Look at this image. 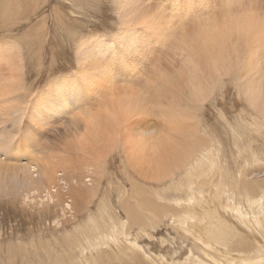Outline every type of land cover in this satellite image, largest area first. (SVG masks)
Masks as SVG:
<instances>
[{"label":"bare ground","instance_id":"obj_1","mask_svg":"<svg viewBox=\"0 0 264 264\" xmlns=\"http://www.w3.org/2000/svg\"><path fill=\"white\" fill-rule=\"evenodd\" d=\"M33 1L34 0H32V2ZM168 1L169 3L172 2V0ZM151 2L152 1H149V4ZM155 2V4L147 6L148 3H146V0H113L115 11L119 16V31L111 37L89 36L82 38L78 42V70L74 71L72 76L68 74L65 77L72 78L76 76L80 84L76 85L71 83L75 80L74 77L66 81L59 78L56 81L58 84L56 90L50 86H46L45 93L49 95L47 112L50 114V117L48 120L43 121L45 122L44 124H40L38 127L46 128V126L52 124V118L70 115V113L72 114V107L74 105L75 107L78 106V104L82 103L85 100L84 98H86H83L86 94L82 95L83 92L81 88H83V83H89L88 80L99 78L100 80H98L104 87L102 86L103 88H100L101 93L98 92L101 100L97 99L99 95L95 98L99 100V102H103L102 104L99 103L102 107L104 106L103 114L102 112H95V114L97 113L96 115H89L87 111H85L86 113L83 112V108L78 109H82L78 114L81 121H83V114L86 115L84 117L87 118H84L86 121H83L85 132L80 135L82 136L81 140L85 139V141H89V139L93 137L91 136L92 132L100 129L101 127H99V125L102 122L108 130L110 129V131L117 132L121 126L126 125L128 122H131V120L133 121V119L135 120V118L140 115L149 118V116L153 117L154 114L159 113L156 115H159L158 118L162 120L156 119L155 116V118H153L159 122L163 121L164 124L161 123L160 125L166 127L162 128L159 125L161 128H158L160 131L158 136L153 139L145 137L149 140L143 138V140L140 141L139 137L137 139L134 137L133 139L127 136L129 139L128 141L124 140L125 143L122 141L123 137H120L123 142L121 144H124V146H128L129 144L127 154L128 158L131 157L129 158L130 162H136L134 165L136 164L137 167L138 165L146 166L142 167L146 172L148 171V175H143L145 179L156 181L165 180L166 178H171L185 172L183 179L177 180L175 184H172L162 191H155L158 202L162 200L163 203L165 202V206H161L157 201L155 202L153 200L151 202L145 201L146 199H144L145 202H143V205L146 203V205H144L147 207L146 209L140 205L142 200H138L139 198L137 199V193H135L134 190L133 194L126 195L125 198L123 195L119 194V204L122 213L127 219L121 217L115 209L116 207H114L111 200V193L110 196H104L98 206V213L94 216H90L88 222L74 227L72 232H67L68 234L65 235L66 241H72V246L67 249L64 242V245H62L63 243L61 244V251L59 246V248L57 246L56 248L54 246L55 244H52L53 241L57 242L56 239L47 243L46 250L49 255L38 254L39 258L44 260V264H264V189L260 195H257L262 199L256 200L254 199V195H256L255 193L259 190V187L256 189L254 185L257 182L248 179L246 172H248L249 169H247L246 172H244V170L241 171L238 177H236L239 170L234 173L233 170V172H228L229 168L225 166L217 169L210 166V160L207 159L203 153L205 151L203 148V140L206 139L207 141V137L204 133L200 132V121L197 115V109L203 106V104H205V102L217 91V88L222 85V78L233 72H238L240 76L239 83L241 88H243V93L248 98L249 105L253 107L258 115L263 117V119L257 116L254 117L253 120L256 125L255 132L263 130L261 125H264V11L257 9L251 12H236L234 8H232L233 4L226 3L225 5L228 6L222 7L223 14H220V16H217L216 13L211 10L210 6L206 8L200 7L198 10H189L185 13L178 10L175 13L173 10L170 11L167 8V1H164L163 4L160 0H156ZM175 2L178 3L180 0H175ZM187 2L193 5L204 4V0H187ZM11 5L17 6V3H14L13 0H0V18L2 23H6L10 20L8 10ZM173 7L178 9L176 6ZM219 11L221 12V10ZM182 14L183 17H180ZM189 18H193L195 28L192 26V19L189 20ZM37 33L38 30L36 34ZM39 33L37 35H39ZM36 34L34 35L36 36ZM40 35H42V33ZM155 39L169 43L175 42L176 44H174L181 50L180 55L181 53L186 54L181 56L183 57L182 60L176 63L178 66H175V64H169V66L156 64L152 65L150 68L142 67L143 70L139 71L138 66H144L143 62L145 61V56L143 54L145 48H151L152 41ZM29 40L28 37H24L22 40L5 42V44L0 45V58L6 61L5 63L10 70V76L6 74L8 78H5L6 76L4 77L5 81L4 79L3 81L5 86L3 90L0 91V94L7 99V105L10 103L9 96H15L17 99H25L22 94L25 95L24 93L28 91L26 77L23 72L25 61L24 51L28 46L25 41H35L32 39ZM145 52L147 53V51ZM130 59H132V61ZM135 63L136 67L134 71L136 72L137 69L138 71L133 76L130 75L131 77L129 78V75L126 74L129 65L131 66ZM2 65L4 66V64ZM139 79L143 82H140ZM98 80L92 81L88 85L85 84L90 87L97 84ZM3 81H0V84L3 83ZM119 82H123V84L127 85L126 87L129 86V89L123 85L125 88L119 92L115 88ZM86 85L84 86L86 87ZM119 86L118 84V87ZM89 89L91 88H87V90ZM95 89L97 91L96 87ZM89 91L91 92L92 90ZM242 91L239 92L241 93ZM17 93L19 94L15 95ZM93 94L95 95V93H92L91 96L94 97ZM93 99L94 98H92V101ZM45 102V99H39L38 106L40 108L43 107ZM6 104H4L3 107L0 106V112L3 115L9 113H2V110L4 111V109L7 108ZM190 104H192L193 107H191L192 105ZM17 109L18 110H14L15 114L19 110L22 113L21 108ZM155 110L157 112H155ZM42 112L43 111H39L35 114L36 118H32L31 122H38L39 124V121H42ZM75 113L77 114L78 112ZM17 117L21 119L17 120ZM17 117H15L17 124L16 129L21 132L25 122L22 116ZM104 117H106L107 120L104 121ZM128 126L127 124V127ZM127 127L125 128L124 126V130L128 129ZM161 129L166 131L163 132L164 130L162 131ZM7 131H9V129ZM117 133H115V135H117ZM238 133L234 134V139L237 142L236 144H242L243 147L240 149H243L245 151L244 155H246L248 154L247 151L251 143L248 139V142H246L245 137H243V139L238 138ZM120 138L116 137V139L112 141L114 143H111L109 140L104 141L110 145H103L102 148L105 149L106 147L107 150L110 151L109 153H111L117 144H120V142L118 143ZM21 139H24V137ZM102 139H100V141L98 139V145H102ZM21 141V147L16 153L25 155L27 150L23 148L24 140ZM208 141L207 144H209ZM238 141L241 143H238ZM16 143H18V141ZM220 145L222 146L223 143ZM216 148H218L217 145ZM199 151L202 154L200 158L204 157L207 161H202L204 160L203 158L202 160L197 159L199 157L197 156ZM206 151H208V149ZM1 152L3 153V151ZM253 154L255 153L253 152ZM238 155H242V153ZM5 156V158H2L0 155L1 181L3 179L6 180L8 172L15 171V173L20 172L21 174L28 175L37 173L36 176H34V174L32 175L37 184L36 186L34 185L32 191H40L41 187L45 190H51L53 186L56 187V171L52 166L50 168L49 162L46 163L47 165L42 166V168L39 167L40 169L38 171L32 172L25 171V169L23 170L21 166H19L18 161H13L8 155ZM17 156L16 159L18 160L21 156ZM219 159L220 158H218V160ZM253 159L255 160L254 157ZM255 162L258 161L255 160ZM132 163H130V165ZM246 163L248 164V162ZM136 166L133 168H136ZM248 166H250V163L245 166V168ZM130 167L131 166H129V168ZM152 168H154L155 173L151 172ZM217 171H220L221 174L220 184H217L216 181L214 182L216 185L214 187L218 190L217 193L224 197H232L230 195L236 196L237 198L241 197V199L245 201V206H243L241 200L229 203L230 199L227 198L228 206L226 210L224 209L223 211L224 216L229 220L223 217L222 214L220 215V213L216 212L211 221L207 222V220L205 221L206 224L203 225L205 222H202V218L198 219L200 216H198V214L196 215L194 210L196 206L200 205L205 199V195L202 191L203 187L200 188L199 185L198 189H200L198 192L197 186L195 187L194 185L203 178L207 177L208 180H210L216 177ZM66 175L69 176L72 181L75 179L74 172H70L69 175L66 173ZM85 181L86 177H81L80 189L75 187L69 190L71 201L64 204H67V207H69L72 212L74 211V218H77V215L80 214L79 212L83 209L81 206L79 207V204L75 207L73 198L76 199L77 196L80 195V198L83 200L90 197L93 199L100 190L98 185H94L93 183L89 185ZM202 182H204V180ZM97 184H99V182H97ZM184 186L187 187V191H189V198H187L186 201L180 199L182 197L168 198V196L172 194L170 192L171 190L179 192ZM219 186H221V189ZM247 205L248 208H245ZM4 206L0 204V209H3L4 218L9 220L8 216L11 210L10 208L6 209ZM137 208L141 209V211L147 210V214L151 215V217H143L144 225L138 224L142 223V220L139 219ZM164 208L165 210H163ZM176 208H182L183 210L176 212ZM151 209H153L154 212H152ZM19 212L17 211V213ZM44 213H47V215L48 213L52 214L53 209L51 212H48L47 209L43 211L41 215ZM20 214L22 213L20 212ZM162 214H168L169 218H172L171 224L174 228L179 229V231L182 230V233L186 235L185 238L179 241V245L174 239L173 241L170 239L168 242L163 239L160 246H156L155 249H153L154 247L152 246H150V248H148L149 246H142L141 243L146 241L147 238L148 240L154 238H151V235L156 231L157 226H161L159 223L165 218H159L158 215ZM11 215L15 218L18 216L16 213ZM177 215L183 216L178 217ZM43 217L45 218L46 216ZM145 219L147 222H145ZM208 225L209 227L206 229ZM197 226L201 227L200 230L197 229ZM135 227H140V229H135ZM204 228L208 230L205 238L203 234ZM228 228L229 231H227ZM42 229H38V235L41 237L44 235ZM136 230L138 231L136 232ZM38 231L36 230V232ZM21 232H19V234ZM33 233L34 232H32V235ZM236 237H241L242 239L239 241V245L238 242H236L235 246L239 251L245 254L244 257L231 256L232 252L229 251L228 246H230L229 244L232 240L234 241ZM247 237L249 240L251 239L255 245L252 246V244H250L251 242L248 243L243 241ZM18 239L21 238L18 237ZM43 239L44 238H41V240ZM166 239L168 240V238ZM167 244L170 245V248L165 251L164 247H166ZM206 244L207 246L204 247ZM217 246H222L224 248L222 249ZM40 248V245L34 242L33 249L31 251L29 250L27 255L21 257L23 262L26 263V257H32L31 254L33 251L39 250ZM78 248H82V250H80L82 257H79L80 253L77 252ZM104 248L110 249L109 253L113 250L114 252L112 251L111 253L113 256L108 255L107 250ZM118 251L121 253L120 258L122 262L116 263L119 256ZM228 251L230 255H228ZM102 255L106 257V260H101ZM33 261L34 260H32V262Z\"/></svg>","mask_w":264,"mask_h":264},{"label":"rangeland","instance_id":"obj_2","mask_svg":"<svg viewBox=\"0 0 264 264\" xmlns=\"http://www.w3.org/2000/svg\"><path fill=\"white\" fill-rule=\"evenodd\" d=\"M149 1L152 2L149 4ZM155 1L156 0H146V3H148L147 6L155 4ZM160 1L162 4L164 1H167V8L170 11L173 10L175 13L178 10L183 11L185 13L189 10H198L200 9V7L206 8L207 6H210L211 10L215 12L217 16H220V14H223L222 7L228 6L225 5L226 3L233 4L232 8H234L236 12H251L257 9L264 11V0H204V4L201 5H193L192 3H188L187 0H180V2L178 3L175 2V0H172L171 3H169L168 0ZM13 2L17 3V6L11 5L9 7L8 15H10V20L6 23H2V20L0 18V43L2 42L0 45L5 44V42H14V40L19 41L22 40L24 37H28L30 40L32 39L35 41H25L28 44L24 51L25 61L23 68L28 89V91L24 93L25 95L22 94L25 99H17L15 96H9L10 103L7 105V99L4 98L2 94H0V106L3 107L4 104H6L7 106L4 111L2 110V113L9 112L8 114L6 113V115L1 114L0 112V152L3 151V153L1 152L0 155L2 158H5V155H8L9 158L13 159V161H18L19 166H21L23 170L25 169V171H38L40 168H42V166L47 165L46 163L49 162L48 164L50 165V168L52 166V168L56 171V187L53 186L51 190H45L43 187H41L42 189L40 188V191H32L34 189V185H37L36 180L34 179V176H36L37 173H33L34 176H32L33 174H21L20 172L15 173V171H13L7 173L8 175L6 176V180L3 179L1 181L0 179V204L2 206L6 205L4 207H6V209L10 208L11 210L8 216L9 220H6L4 218V213L2 212L3 209H0V264L25 263L23 262L21 257L27 255L29 250L31 251L33 249L34 242H37L41 248L39 250H34L31 254L32 257H26L25 264H44V260H41L38 254L49 255L46 250L47 243L56 239L57 242L53 241L52 244H55V247L59 246L60 248H58L60 250L61 246L64 245V242L67 249L72 246V241H66L65 235L68 234L67 232H72L74 227L80 226L81 224L83 225L85 222H88V218L90 216L96 215L98 213V206L100 205V202L102 198H104V196H110L111 193V200L113 202L114 207H116L115 209L118 211L121 217L127 219L126 216L122 213V209L119 204L120 195H123L125 198L126 195H131L135 191V193H137V199L139 198L138 200H142V202H140V205L142 207L147 209V207L144 206L146 205V203L143 205V202H152L153 200L155 202L157 201V203L161 206H165V202L163 203L162 200H159L158 202V197L155 191H162L165 188L170 187L172 184H175L177 180L183 179L185 172H182L179 175L177 174V176L171 178H166L165 180L156 181L152 179H145L143 175H148V171L146 172V170L142 167L146 166L138 165V168L136 164L134 165V163L136 162H130L129 158L131 157L128 158L127 154V148L129 144L126 143L128 144V146H124V144H121L123 143L122 141H128L129 138L134 139V137H136L137 139L139 137L140 141L143 140V138L145 140H149L146 138L150 137V139H153L158 136L160 133L159 129L161 127H166L160 125L161 123L164 124L163 121L159 122L158 120L154 119L156 117V119L162 120L158 118L159 115H156L159 113L154 114V118L152 116H149V118H145V116L140 115L136 117L137 119L135 118V120L133 119V121L131 120V122H128V127L127 124L124 125L125 128L127 127L128 129L124 130V126H121L119 131H117L118 133L110 131V129L108 130L102 122L99 125V127H101L102 129L100 128L92 132L91 136L93 137H91L89 141H85V139L81 140L82 136L80 135L85 132V126L83 125V121H86L84 120V118H86L84 116L86 115L83 114V121H81L78 114L79 111H81L82 109H78L83 108V112L87 111L89 115H96L99 112H102L103 114L104 106L102 107V105L99 104L101 103V101L99 102V100H101L99 93H101L100 88H103L104 86L99 81V78L88 80V82L90 83L99 79L97 84H94L90 87L87 86L89 83L85 82L87 85L83 83V88H81L83 92L82 95L86 94L87 96H83V98H86H84L85 100L82 103L78 104V106H71L73 116L69 112L70 115L58 116L55 117L56 119L52 118V124H49V126H46V128L38 127V125L44 124L45 122L43 121L48 120L50 117V114H48L47 112V108L49 106V95L45 93L46 86H50L56 90L58 85L56 81L59 78L64 79V81H66L68 79H73L74 77L75 80L71 83H74L76 85L80 84L76 76H73L72 78L65 77L68 74L72 76L74 71L78 70V42L82 38L89 36L111 37L119 31V16L115 11L113 0H34L33 2L32 0H13ZM173 6H176L178 9H175ZM219 10H221V12ZM183 14L180 17H183ZM11 19L14 21H12ZM189 20L192 21V26L193 28H195V24H193V18H189ZM37 30L38 33L40 32L39 35H37L38 33L36 34ZM41 33L42 35H40ZM34 34H36V36ZM33 37L37 39H34ZM174 43L175 42L169 43L157 39L153 40L151 48H145V51H147V53L144 51L143 54L145 56V61L143 62L144 66H138L139 71L143 70L142 67L150 68L152 65L156 64L162 66H169V64H175V66H178L176 63L181 61L183 58L181 56H184L186 53H181L180 55L181 50H179L177 45H175L176 43ZM130 60L132 61V59ZM5 62L6 61L0 58V70L2 69L0 71V81H3V79L5 81V78H8L6 74L10 76L9 67ZM2 64H4L6 68ZM132 65H129L128 72L126 73L127 75H129V78L138 71V69L136 72L134 71L136 63ZM239 78L240 76L238 72H233L232 74L222 78V85H220L221 87L219 86L217 88V91L209 98V100L206 101L203 106L199 107V109H197V115L200 121V132L206 135L207 141L209 140V144H207L206 139L203 140V148L205 149L203 153L206 158L210 160V166L215 169L225 166L229 168V170L227 169L228 172L234 171V173H236L237 170H239L236 174V177H238L241 171L244 170V172H246L247 169H249L248 172H246V175L251 181L257 182L254 186L256 187V189H258L259 187V190L255 193L256 195H254V199L259 200L261 197L257 195H260L264 189V125H261L263 127V130L260 129L261 131L255 132L256 125L253 119L256 116L261 119H263V117L258 115V113L254 111L253 107L249 105L248 98L243 93V88H241V85L239 83ZM4 81L0 84V91L3 90L5 86ZM139 81L143 82L140 79ZM52 82L56 84H53ZM118 84L120 85L119 87ZM118 84L115 88L119 92H121V90L127 86L123 84V82H119ZM84 85H86V87ZM95 87L97 88V91ZM87 88H91L89 90L92 91L90 92L89 90H87ZM239 91L242 92L240 93ZM92 93H95V95L93 94L94 97L91 96ZM18 94L19 93L15 95ZM96 96H98L97 99L99 100L95 98ZM92 98H94L93 101ZM39 99L46 100L43 107L41 108L38 106ZM191 107H193V105ZM17 108H21L22 113L19 110L17 111L16 115L14 110H18ZM39 111H43V117L41 119L42 121H39V124L38 122H31V119L36 118L35 114H37ZM75 112L78 113L76 114ZM95 112L97 113L95 114ZM155 112L157 111L155 110ZM17 116H22L25 122L23 128L21 129V132L16 129L17 124L15 117ZM17 118V120L21 119L20 117ZM103 120L105 121L107 120V118L104 117ZM6 127L9 129V131H7L8 129ZM161 130L163 131L164 129ZM165 131L166 130H164L163 132ZM115 133H117V135H115ZM236 133H238V138L243 139V137H245L246 142H248V140L250 141L251 144L249 145V150L247 151L250 155H244L245 151L243 149H240L241 147H243L242 144H236L237 142L234 139V134ZM9 135L10 137H12L10 138ZM22 137H24V139H21ZM116 137L123 138L122 141L120 138V140L118 141V143L120 142V144H117V146L112 150L113 153L112 151L111 153H109L110 151L107 150L106 147L105 149L102 148L103 145H110L104 141L109 140L111 141V143H114L112 141L116 139ZM98 139L99 141L100 139H102V145H98ZM21 140H24L23 148L27 150V153L25 155L16 153L21 147ZM17 141L18 143H16ZM222 143L223 145L221 146L220 144ZM238 143L241 142L238 141ZM214 144H216L218 148H216V145ZM207 149L208 151H206ZM252 151L255 154H253ZM240 153H242V155H238ZM17 155L21 156L18 158V160L16 159L18 157ZM200 155L202 156L201 152L199 151V153L197 154V156L199 157L197 159L202 160L203 158L204 160L202 161H207L204 157L200 158ZM253 157L258 162H255ZM257 157L259 160L257 159ZM218 158L220 159L218 160ZM246 162H248V164L250 163V166L245 168V166L248 165ZM130 163L132 164L130 165ZM128 165L131 166V169ZM135 166L137 170L136 168H133ZM70 172L75 173V179L73 181L69 176L66 175V173H68L69 175ZM151 172L155 173L154 168H152ZM81 177H86L85 182L89 185H91V183H93L94 185H98L100 190L97 196L93 199H91L90 197L88 199L83 200L80 198V195L77 196L76 199L73 198V201L75 202V207L79 204V207L81 206V208L83 209L79 212L82 215L78 214L77 218H74V211L72 212L70 208L67 207V204H64L68 203V201H71V197L69 195V190H71V188L73 189L76 187L77 189H80L79 187ZM95 180L99 182V184H97ZM203 180L204 182H202ZM220 180L221 174L220 171H217L216 177L210 180H208L207 177L203 178L201 181H197V183L194 185L195 187L197 186L196 188L198 192L199 189L203 187L202 191L205 195V199L200 205L196 206L194 210V212H196V215L198 214V216H200H197L198 219H203L202 222H205L207 220V222L211 221L212 217L215 216L216 212L220 213V215L222 214V216L225 217L223 210H226L228 206V199H230L231 201H229V203L241 200L243 206H245V201L241 199V197L237 198L233 195H230L233 198L224 197L217 193L218 190L217 188L215 189L214 186L216 185L214 184V182L216 181L217 184H220ZM199 185L200 188L198 189ZM219 187L221 189V186ZM204 191L207 193H205ZM170 192L172 194H170L168 198L182 197L180 199H184V201L189 198V191H187V187L185 186L179 192H175L174 190H171ZM144 199L146 200L144 201ZM205 202L207 205L205 204ZM245 208H248V205ZM47 209L48 212H51V210L53 209V213H48V215L47 213H44L43 215H41V213ZM151 210L152 212H154L153 209ZM163 210H165V208ZM182 210V208H176V212ZM17 211H20L22 214H20V212L17 213ZM137 211L139 219L142 220V223L138 224L144 225L143 217H151V215L147 214V210L141 211V209L137 208ZM15 213L19 216H16L17 219L13 215H11ZM43 216L46 217L44 218ZM158 216L160 219L165 217L159 223V225H161L159 226L160 228L157 226L158 229L156 228V231L151 235V238L154 237L152 240L150 239L151 241L148 240V238L146 237V241H143L141 245L144 247L149 246L148 248L152 246L154 247L153 249H155L156 246H160L163 239L167 242L170 241V239L171 241H173L174 239V241L177 242V244L179 245V241H181V239H184L186 235L182 233V230L179 231V229L173 227V225L171 224L172 218H169L168 214H162ZM225 218L228 219L227 217ZM145 222H147L146 219ZM205 224L206 222L203 225ZM208 227L209 225L206 227V229ZM40 228H43V237L38 235V229L41 230ZM200 228V226H197V229L200 230ZM135 229H140V227H135ZM206 229L203 230L204 238L206 237L208 231ZM36 230L38 232H36ZM31 231L34 232L33 235L35 236L32 235ZM137 231L138 230H136V232ZM227 231H229V228L227 229ZM19 232H21V235L19 234ZM29 234H31L32 236ZM18 237H20L21 239H18ZM40 237L44 239L41 240ZM166 238H168V240ZM240 240H242L241 237H236L234 241H231V243L229 244L230 246H228L229 251L232 252L231 256L233 257H244L245 255L243 252L239 251L238 248L235 246L236 242H238L239 245ZM243 241H246L248 243L251 242L250 244H252V246L255 245L253 244L251 239H248V237ZM205 246H207V244L204 245V247ZM217 247H221L222 249L224 248L222 246ZM164 248L166 251L170 248V245L167 244ZM104 249L107 250L108 255L113 256L111 254L113 250L109 253L110 249ZM80 250H82V248H78L77 252L80 253L79 257H82ZM229 251L228 255H230ZM118 255V261L116 263L122 262L120 258L121 253L119 251ZM32 260L34 261L32 262ZM101 260H106V257L102 255Z\"/></svg>","mask_w":264,"mask_h":264}]
</instances>
